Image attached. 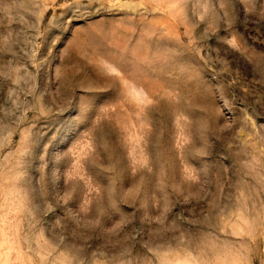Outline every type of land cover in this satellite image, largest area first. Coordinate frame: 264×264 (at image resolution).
<instances>
[{
    "label": "rangeland",
    "instance_id": "1",
    "mask_svg": "<svg viewBox=\"0 0 264 264\" xmlns=\"http://www.w3.org/2000/svg\"><path fill=\"white\" fill-rule=\"evenodd\" d=\"M0 264H264V0H0Z\"/></svg>",
    "mask_w": 264,
    "mask_h": 264
}]
</instances>
